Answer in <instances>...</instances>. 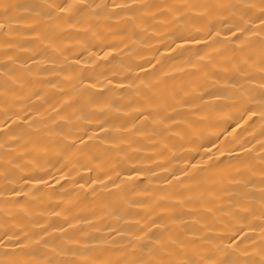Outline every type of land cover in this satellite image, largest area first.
<instances>
[{"label":"bare ground","instance_id":"bare-ground-1","mask_svg":"<svg viewBox=\"0 0 264 264\" xmlns=\"http://www.w3.org/2000/svg\"><path fill=\"white\" fill-rule=\"evenodd\" d=\"M0 264H264V0H0Z\"/></svg>","mask_w":264,"mask_h":264}]
</instances>
